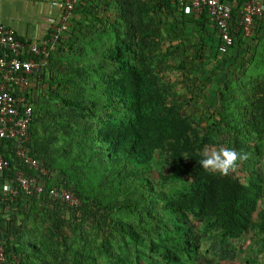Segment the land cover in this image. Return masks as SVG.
Returning a JSON list of instances; mask_svg holds the SVG:
<instances>
[{"label": "rangeland", "instance_id": "rangeland-1", "mask_svg": "<svg viewBox=\"0 0 264 264\" xmlns=\"http://www.w3.org/2000/svg\"><path fill=\"white\" fill-rule=\"evenodd\" d=\"M105 1L84 0L85 6L76 14L65 45L55 52L45 76L36 80L32 145L49 168L53 186L64 180L72 190L112 207L108 220L140 226V220L124 208L135 202L131 199L135 187L120 184L111 173L103 176L100 167L90 162L91 151L86 140L91 120L68 104L91 106L99 100L95 89L101 71L112 70L107 55L120 44L125 28L119 14L108 8ZM145 3L151 12L145 15L142 25L152 31L146 57L162 88L168 90L169 100L182 107L200 138L207 134L213 136V145L205 148L224 147L241 155L247 145L254 147L250 149L248 165L240 160L232 172L237 179L245 182L253 167L264 177V138H257L255 134L257 139L249 140L245 133L238 136L237 132L215 128L221 120L222 106L227 105L225 114L234 109L230 102L234 88L230 84L231 76L238 73L237 63H230L228 56L221 57L214 44V33L199 27L195 18L188 17L176 3L171 0ZM133 20L138 23L136 16ZM141 29L137 40L142 37ZM137 40L134 51L138 54ZM261 51L264 54V49ZM136 57L131 56L129 60L140 65L142 60ZM257 147L261 154L255 152ZM164 172L167 174L168 169ZM5 184V177L0 176V231L2 223L5 233L13 227L16 232L7 239L0 235L4 244L8 241L13 244L7 264H109L108 258L102 255L105 252L102 247L110 244L112 250L125 249L126 240L118 233L108 236L107 242L99 229V219L74 221L68 213V218H64L67 227L62 229L59 217L42 198L14 199ZM261 203L253 214V223L257 225L264 214V190ZM192 221L201 237L204 264H264V232L258 226L251 227L239 239H228L214 230L209 232L208 223L203 219L192 217ZM18 249L25 255L16 254Z\"/></svg>", "mask_w": 264, "mask_h": 264}, {"label": "trees", "instance_id": "trees-1", "mask_svg": "<svg viewBox=\"0 0 264 264\" xmlns=\"http://www.w3.org/2000/svg\"><path fill=\"white\" fill-rule=\"evenodd\" d=\"M145 1L150 0L105 1L108 8L119 14L125 28L120 44L115 50L110 49L107 55L112 70L109 73L101 71L95 89L99 100L91 106L68 103L77 111L84 112L85 119L91 120L86 140L91 151L90 162L100 167L103 176L111 173L120 184L135 187L131 196L135 202L126 204L124 208L130 210L141 225L108 220L112 207L74 189L82 203L75 210L61 208L48 198H40L59 217L62 229L67 227L64 218L67 219L71 213L74 221L99 219V229L108 243L107 238L113 233L123 236L125 249L115 251L110 244L102 247L105 250L102 255L108 258L109 264H204L200 253L201 237L193 226L192 217L206 221L208 231L214 230L223 238L239 239L256 226L264 232V214L260 224L253 223V214L263 195L264 177L255 167L249 170L245 182L232 172L222 176L200 167L201 152L205 146L213 145V136L199 137L190 117L184 116L182 107L169 100L168 90L162 88L160 79L151 70L146 55L150 51L152 31L142 25L151 7ZM83 6L84 1L78 11ZM202 19L205 20V16ZM139 29L142 37L137 40ZM136 40L140 48L138 54L134 51ZM131 56L141 58L140 65L129 60ZM252 88L263 99L260 97L258 103L249 101L250 105L231 109L229 114H225L227 105H223L221 120L215 125L217 131L226 129L237 132L238 136L245 133L249 140L256 138V130L261 127L256 122L262 120L253 113H259L261 109L257 107L264 106V82ZM32 137L30 147L47 167L40 153L33 148ZM253 148L247 145L246 151L242 149L241 156L246 159L241 162L245 165L251 160L249 152ZM254 150L261 154L260 148ZM166 168L167 174L164 172ZM4 176H14L13 163ZM59 183L71 188L64 180ZM10 230L13 234L14 227ZM13 235H16L15 231ZM5 247L9 259L13 244L8 241ZM18 252L16 254L25 255L23 250L18 249Z\"/></svg>", "mask_w": 264, "mask_h": 264}, {"label": "built area", "instance_id": "built-area-1", "mask_svg": "<svg viewBox=\"0 0 264 264\" xmlns=\"http://www.w3.org/2000/svg\"><path fill=\"white\" fill-rule=\"evenodd\" d=\"M84 0H62L58 24L43 41H28L14 27L0 23V176L14 167L7 190L16 199L44 197L61 208L78 209L81 200L65 184L53 186L52 174L33 153L35 82L51 64V57L66 43L75 13ZM182 10L205 16L214 26L217 51L227 55L237 36L251 38L264 22V0H172ZM36 88V87H35ZM10 145V146H9ZM5 244L0 239V264H7Z\"/></svg>", "mask_w": 264, "mask_h": 264}, {"label": "crops", "instance_id": "crops-1", "mask_svg": "<svg viewBox=\"0 0 264 264\" xmlns=\"http://www.w3.org/2000/svg\"><path fill=\"white\" fill-rule=\"evenodd\" d=\"M61 1L62 0H0V23L14 27L19 33V36L24 40L43 41L51 31V28L59 22L62 13ZM231 3L233 7H235L237 1L232 0ZM184 13L188 17H194L199 27L214 33V44L216 45L215 29L208 19L204 21L202 17H198L194 13L186 10ZM76 18L77 15L72 21V28L73 25H75ZM203 22H206L205 25L202 24ZM237 45L238 48H235ZM215 47H217V45ZM235 47L225 56L230 58V63H237L236 66H238V73L231 76L233 80H231L232 82L230 84V87L234 88L230 102L233 104L234 109H238L241 108L242 105H250L249 101L258 103L261 97L252 87L259 86V84L264 82V54H262L261 51V49H264V22L257 25L255 33L251 38L244 39L241 35H238ZM249 51L253 53L248 54ZM221 57H223V55H221ZM210 60L214 61L213 59ZM213 63H215V61ZM242 63L246 64V66H242ZM261 98L263 99V97ZM257 108H260L261 111L256 114L253 113V116L260 118L262 122H256V125L261 126L260 129L256 130V136L260 135L264 138V106L260 105ZM257 108L254 109L256 110ZM247 116L250 117L249 114H247ZM237 118L236 116V119ZM13 178L14 176L5 177L6 188L11 185V180ZM1 228L0 234L4 236V238L14 236V231L13 234L12 232L5 233L3 231L4 226L2 223Z\"/></svg>", "mask_w": 264, "mask_h": 264}, {"label": "clouds", "instance_id": "clouds-1", "mask_svg": "<svg viewBox=\"0 0 264 264\" xmlns=\"http://www.w3.org/2000/svg\"><path fill=\"white\" fill-rule=\"evenodd\" d=\"M246 159L236 151L219 147L216 150L205 148L200 155L199 165L206 171L227 176L233 172L240 160Z\"/></svg>", "mask_w": 264, "mask_h": 264}]
</instances>
